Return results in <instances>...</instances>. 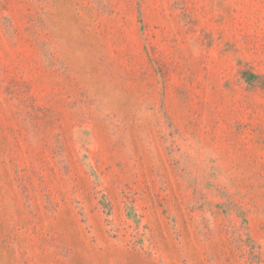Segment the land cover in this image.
Wrapping results in <instances>:
<instances>
[{
  "label": "rangeland",
  "instance_id": "1",
  "mask_svg": "<svg viewBox=\"0 0 264 264\" xmlns=\"http://www.w3.org/2000/svg\"><path fill=\"white\" fill-rule=\"evenodd\" d=\"M0 264H264V0H0Z\"/></svg>",
  "mask_w": 264,
  "mask_h": 264
}]
</instances>
